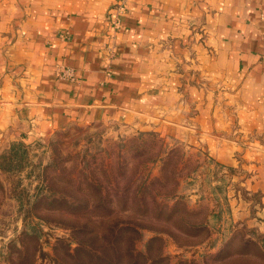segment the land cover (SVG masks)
Returning a JSON list of instances; mask_svg holds the SVG:
<instances>
[{"label": "crops", "instance_id": "0c3cea01", "mask_svg": "<svg viewBox=\"0 0 264 264\" xmlns=\"http://www.w3.org/2000/svg\"><path fill=\"white\" fill-rule=\"evenodd\" d=\"M263 35L264 0H0V151L71 125L154 131L226 173L234 222L264 238Z\"/></svg>", "mask_w": 264, "mask_h": 264}, {"label": "rangeland", "instance_id": "374dc122", "mask_svg": "<svg viewBox=\"0 0 264 264\" xmlns=\"http://www.w3.org/2000/svg\"><path fill=\"white\" fill-rule=\"evenodd\" d=\"M211 166L124 125L10 142L0 151V264H264V238L234 222L231 178Z\"/></svg>", "mask_w": 264, "mask_h": 264}, {"label": "built area", "instance_id": "2783aa9c", "mask_svg": "<svg viewBox=\"0 0 264 264\" xmlns=\"http://www.w3.org/2000/svg\"><path fill=\"white\" fill-rule=\"evenodd\" d=\"M120 2L118 3V7L116 8L118 14H122L125 10V6L123 2L122 3ZM119 23H120L119 19L116 18L115 21L113 22V31H116L118 29ZM262 38L264 41V35L262 36ZM60 77L68 79L69 81H74L75 79L74 73L72 72V70L67 69V68L60 71Z\"/></svg>", "mask_w": 264, "mask_h": 264}]
</instances>
